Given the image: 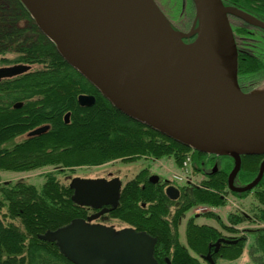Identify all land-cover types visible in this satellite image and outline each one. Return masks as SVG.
Returning a JSON list of instances; mask_svg holds the SVG:
<instances>
[{"label": "water", "instance_id": "95a60500", "mask_svg": "<svg viewBox=\"0 0 264 264\" xmlns=\"http://www.w3.org/2000/svg\"><path fill=\"white\" fill-rule=\"evenodd\" d=\"M20 1L64 61L118 111L194 151L231 157L232 192H249L260 183L264 161L255 180L245 187L234 186L242 156L264 155V100L258 98L264 90L241 91L228 18L233 15L251 23L248 15L226 8L221 0H193L198 26L183 34L172 28L154 0ZM195 35L193 43L183 42ZM31 71L32 66L24 64L0 67V83ZM78 103L91 107L95 99L82 95ZM47 129L40 127L28 137ZM69 187L76 205L101 211L87 220L74 219L40 239L55 242L73 264H158L157 240L147 233L91 223L118 207L120 179L77 177ZM178 194L174 187L167 189L172 200ZM221 242L236 241L223 239L215 246ZM204 259L214 264L210 254Z\"/></svg>", "mask_w": 264, "mask_h": 264}, {"label": "trees", "instance_id": "16d2710c", "mask_svg": "<svg viewBox=\"0 0 264 264\" xmlns=\"http://www.w3.org/2000/svg\"><path fill=\"white\" fill-rule=\"evenodd\" d=\"M9 53L17 54V58L4 59L6 65L23 63L42 69L0 83V171L26 172L46 166L94 167L144 156L173 157L181 163L190 152L206 156L119 112L64 61L40 33L20 0H0V55ZM81 94L96 96V104L81 108ZM66 113H71L69 124L64 120ZM44 124L51 125L50 132L7 146ZM241 160L239 181L247 185L257 176L264 155L242 156ZM228 172L229 168H225L208 178L203 187L183 191L179 206L168 219L174 203L165 195V185L151 184L149 173L141 171L125 185L120 205L110 217L156 238L158 264H166L167 259L171 264H201L189 250L205 255L220 233L196 225L191 219L186 232L187 248L178 241L177 221L193 206L224 205L222 195L227 188ZM56 174L45 175L40 189L23 182L0 181V264H73L60 253L55 242L40 239L88 214L86 207L72 201L73 190L62 186ZM254 189L260 203L255 218L264 224V176ZM229 220L235 223L243 219L230 216ZM255 233L256 246L250 255L256 264H264V228ZM243 247L244 240H240L236 245L222 246L214 256L232 260L242 254Z\"/></svg>", "mask_w": 264, "mask_h": 264}, {"label": "flooded vegetation", "instance_id": "af4514ba", "mask_svg": "<svg viewBox=\"0 0 264 264\" xmlns=\"http://www.w3.org/2000/svg\"><path fill=\"white\" fill-rule=\"evenodd\" d=\"M221 1L226 8L239 10V11L245 13L246 15H248L250 19H252L251 23H249V22L242 20L238 17H235L233 15L228 16L229 23H230V26H231V29L233 32V37H234V42H235L237 54H238V72H237L238 84H239V87H240L242 92L250 93V92L258 89L262 84H264V56L261 53V51L264 52V0H221ZM154 2L157 4L160 11L165 16V18L167 19V21L169 22V24L172 26V28L175 31H177L179 33H183V34H190L191 32H194L197 29L198 23L196 22V8H195L193 0H154ZM252 22H255V24ZM38 30H39V28H38ZM40 33L45 37V35L41 31H40ZM196 39H197L196 35L189 37V38L184 37L183 42L185 44H191ZM252 58H254V60ZM18 64H23V63H13L12 62V63L7 64V65L8 66H14V65H18ZM251 64H253L254 66H251ZM24 65H28V64H24ZM30 66H32V68H33V65H30ZM5 67H7V66H5ZM16 78H18V77H16ZM8 80H10V79H8ZM3 81H5V80H3ZM82 95L94 97V99H95L94 105L96 104V102H97L96 96L91 95V94H81L79 96H82ZM79 96H78V98H79ZM94 105H92L91 107H93ZM81 108H90V107H81ZM67 115H69L68 123H66V116ZM70 119H71V113H66V115L64 116L65 123L69 124ZM43 126H48V129L46 130V132H44L40 136L50 132L52 129L50 124H44V125L39 126L33 130H36V129L43 127ZM29 133L22 135V136H24V140L31 139L34 137H39V136L28 137ZM19 137H21V136H19ZM24 140H22V142ZM142 158H151V157L144 156V157H141L139 159H142ZM162 158H164V157H162ZM165 158L172 159L177 170H178V172L176 173V172H173L172 170L168 169V171L172 175L169 180H162L159 176L151 174L149 169H143L141 171H147L149 173V177H148L149 182H150V178L152 176L158 177V180L156 182H150L151 184L162 183L165 185V188H164L165 195L167 196V198L171 202L174 203V205L170 209V215L168 216V219H171L173 217L176 208L179 206L178 203H180V198L182 197L183 191H190V190L198 188V187H203V183L208 178L219 174L225 168H229V172L227 174V188L223 192V195H222V198L225 200V204L221 205V206L208 205V204L207 205L193 206L194 208H196L195 209L196 215L194 218H191L192 221L194 222V224H196V225L208 226L210 228L217 230L220 233V238L216 242L209 245V251L205 255L199 256V255L195 254L193 251L189 250L190 254H192L195 258H197L201 264H203L202 261H204L205 264H211L209 261L204 259V256H207L208 254H210L214 264H216V261L218 258H223L220 256H218V257L214 256L220 252V249L222 248V246L229 245V244L236 245L240 242V240H244V247H243L242 254L240 256H238L237 258L232 259V260L226 259V260H228L226 262V264H238V261L243 256L246 255V250H248V254H249V257L251 258L252 262L255 263V261L252 259L251 255H250V250L256 246V233H255V231H257L261 228L245 231L244 229H241L240 225L243 224L244 222H249V223H254L260 227H262V225L264 226L263 223H260L255 218V213H256V210L259 207L260 203L258 202V200L256 198L255 191H254L255 189H253L252 191H249V192H245L246 196H244V197L238 196V195H241L244 193H235V192H232L230 190V188H229V176H230V174L234 168V165H235L234 160L218 158V157L212 156V155H206L204 157H201V156L195 154L194 152L187 153L184 156V159L182 160L181 163H178L173 157H165ZM152 159L158 160L161 158H152ZM116 161L129 162V160L117 159V160L105 163L103 165L94 166V167H101V166H104V165H107L109 163L116 162ZM161 165L163 166V164H161ZM260 167H259V170H260ZM241 169H242V160H241ZM241 169L237 173V175L235 176V180H234V186L237 188L245 187L248 185V184L243 185L239 181V175H240ZM258 173H257V175H258ZM114 178L120 179L119 177H112V174H109V179L102 178V177L101 178H95V179H104V180L110 181ZM255 178L253 180H255ZM82 179H85V178H82ZM86 179H91V178H86ZM134 179L135 178L130 179L125 184H123L122 180L120 179L121 192H122L123 188L125 187V185ZM169 187H174L179 191L178 198L176 200H172L168 197L167 189ZM251 194L254 195V198L257 202V206L253 210L250 209V212H244V211H242V209H240V207H237V209L233 212V208H231L227 205L228 202H230L229 198H232L234 200L239 199V200L243 201L244 199L247 198V196H250ZM120 199H121V194H120ZM119 205H120V201H119ZM119 205H118V207H119ZM225 205H226V209L230 211L228 213V214H231L230 216L240 217L243 220L240 222H235V223L228 220V221H230V224L228 223L227 225L225 223H223L221 220L222 215L220 214L221 213L220 207L225 206ZM143 207H145V204L143 205ZM193 207H191V208H193ZM87 209H88V214L86 215V218H79V219L87 220V218L90 217L91 215H95L101 211L100 209L99 210H93L90 208H87ZM116 209H114L112 211H115ZM112 211L105 213L104 215H101L98 219L92 221L91 223L94 225H99V226L113 227L116 231H120V230L127 229V228H132V229L136 230L134 227L129 226L126 223H124L126 226L123 228H120V229L116 228L114 225H108L106 220L120 221L116 218L110 217V213ZM187 211L183 215H181L179 217V219L182 216L186 215ZM202 215L215 216L219 221L218 226L220 227L221 230L218 229L217 226L213 227V226H209L207 224H198L196 222L195 218H198ZM179 219L177 222H179ZM189 221H188V223H189ZM188 223H187V226H188ZM187 226H186V232H187ZM262 228H264V227H262ZM137 232H140V231H137ZM176 233L178 235V241L182 245V243L180 242V232L178 229V223H177ZM249 233L254 234V241L250 242V243H248V234ZM186 239H187V235H186ZM223 239L224 240H230L233 242L236 241V242H234V243L221 242V243H219L218 247H216L215 246L216 243H218L220 240H223ZM183 246H185V245H183ZM185 247L188 248V244ZM155 248H156V246H155ZM216 248H218V250ZM154 257H155V250H154ZM167 260L170 261V259H167ZM167 260H166V264H167ZM243 260L244 259H242V261ZM170 264H171V262H170Z\"/></svg>", "mask_w": 264, "mask_h": 264}, {"label": "rangeland", "instance_id": "374dc122", "mask_svg": "<svg viewBox=\"0 0 264 264\" xmlns=\"http://www.w3.org/2000/svg\"><path fill=\"white\" fill-rule=\"evenodd\" d=\"M192 19V18H191ZM17 58V54L15 53H9L7 55H0V67L8 66L4 63V61L7 59L9 61H14ZM5 59V60H4ZM42 69V66L39 65H33L32 72ZM258 90H264V84H262ZM24 140V136L16 138L14 142L8 143L7 146H12L13 143H19ZM163 164V166L161 165ZM61 169V170H60ZM55 168L53 166H46L42 167L40 169H34L26 172H15V171H8V170H2L0 172V181L1 183H10V184H16L19 182L26 183L28 185H34L37 187V189H40L42 185L45 182V175L57 172L56 176L59 181V183L62 186H69L71 180L73 178H107L109 179V174H112V177H119L122 180V183L125 184L130 179L135 178V176L143 169H149L151 174L159 176L162 180H169L171 178V173L168 171L172 170L173 172H178L174 162L172 159L169 158H161L158 160L152 159V158H142L137 159L129 162H121L116 161L109 163L107 165L101 166V167H74V168ZM198 178V177H197ZM230 202H228V206L233 208V212L237 209V207H240L242 211L244 212H250V209H254L257 206V202L254 198V195L251 194L250 196H247L246 199L242 200H234L232 198H229ZM196 208H191L187 211L186 215L182 216L179 219L178 222V229L180 232V242L182 245L187 246V239H186V226L188 221L191 218H194L196 215L195 212ZM221 209V215H222V222L226 225L230 221H228L229 216L231 214H228L230 211L226 209V205L220 207ZM92 213V212H91ZM196 222L198 224H207L209 226L216 227L220 229L218 226V219L215 216L212 215H202L198 218H195ZM108 225H114L116 228H123L126 225L123 222L116 221V220H106ZM17 223V222H16ZM261 225V224H260ZM241 229L246 230H252L262 227L249 222H244L240 225ZM221 230V229H220ZM245 233V232H244ZM248 233V232H247ZM254 241V234L249 233L248 234V243ZM242 259H244L242 261ZM228 260L224 258H218L216 261V264H226ZM203 264H205L204 261H202ZM238 264H255L252 262L251 258L249 257L248 250H246V255L243 256L239 261Z\"/></svg>", "mask_w": 264, "mask_h": 264}, {"label": "bare ground", "instance_id": "6f19581e", "mask_svg": "<svg viewBox=\"0 0 264 264\" xmlns=\"http://www.w3.org/2000/svg\"><path fill=\"white\" fill-rule=\"evenodd\" d=\"M258 98L261 99V100H264V91L262 93L258 94Z\"/></svg>", "mask_w": 264, "mask_h": 264}]
</instances>
